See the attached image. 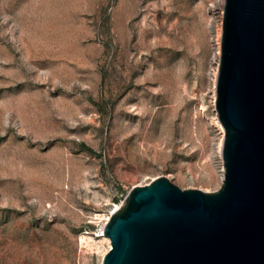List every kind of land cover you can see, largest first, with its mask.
<instances>
[{
	"label": "rangeland",
	"instance_id": "1",
	"mask_svg": "<svg viewBox=\"0 0 264 264\" xmlns=\"http://www.w3.org/2000/svg\"><path fill=\"white\" fill-rule=\"evenodd\" d=\"M220 13V0H0V264H101L104 220L133 187L220 188Z\"/></svg>",
	"mask_w": 264,
	"mask_h": 264
},
{
	"label": "water",
	"instance_id": "2",
	"mask_svg": "<svg viewBox=\"0 0 264 264\" xmlns=\"http://www.w3.org/2000/svg\"><path fill=\"white\" fill-rule=\"evenodd\" d=\"M215 192L165 177L136 186L103 225L102 264H264V0H224Z\"/></svg>",
	"mask_w": 264,
	"mask_h": 264
},
{
	"label": "bare ground",
	"instance_id": "3",
	"mask_svg": "<svg viewBox=\"0 0 264 264\" xmlns=\"http://www.w3.org/2000/svg\"><path fill=\"white\" fill-rule=\"evenodd\" d=\"M221 3H222V6H223V1L224 0H220ZM222 16H223V13H220V20H221V23L219 25V28L217 30V33H216V40H215V44H216V52H215V68L213 70V75H212V90H211V94H212V105L215 109V100H216V81H217V77H218V69H219V49H220V41H221V35H222ZM214 120V121H213ZM212 120V124L213 126L216 127V129L219 131L220 133V141H219V147H218V151H219V154H220V157L222 159V146H223V140H224V129L221 125V123L219 122L218 120V117H216L215 119ZM224 166H223V163H222V179L223 180V176H224ZM149 184V183H148ZM147 185V184H146ZM118 207H116L117 209ZM115 210V209H114ZM112 213V212H111ZM111 213L106 216L105 220H104V224L105 222L109 219ZM103 224V225H104ZM102 229L103 227L101 228L100 230V236H102L105 241L108 243V248L106 250V252L102 255V259L104 257V255L108 252L109 248H110V242H109V239L106 238L104 235H103V232H102ZM101 264H102V261H101Z\"/></svg>",
	"mask_w": 264,
	"mask_h": 264
}]
</instances>
